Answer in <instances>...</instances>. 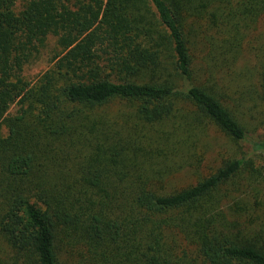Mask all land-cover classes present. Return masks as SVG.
<instances>
[{"label": "trees", "instance_id": "trees-1", "mask_svg": "<svg viewBox=\"0 0 264 264\" xmlns=\"http://www.w3.org/2000/svg\"><path fill=\"white\" fill-rule=\"evenodd\" d=\"M245 51L264 101V0H0V264H264V172L204 168Z\"/></svg>", "mask_w": 264, "mask_h": 264}, {"label": "rangeland", "instance_id": "rangeland-1", "mask_svg": "<svg viewBox=\"0 0 264 264\" xmlns=\"http://www.w3.org/2000/svg\"><path fill=\"white\" fill-rule=\"evenodd\" d=\"M53 44L54 40L50 37L47 45L41 50L37 58L23 67L22 76L26 81L35 82L50 67L48 60L53 55ZM196 56L197 62H199L202 58L199 57L198 53H196ZM257 67L258 60L255 55L245 51L241 59L233 67V72H228L223 76L221 81L230 93V97L235 101L231 105L242 116L246 139L237 145L222 133L210 128L208 136L205 138V142L209 147L208 158L204 166L205 169H213L220 158L228 155L249 159L252 161L254 168L260 170V172H264V101L259 97L254 79ZM241 74H245L243 79L239 76ZM16 109V106L10 107L9 113L13 114ZM242 177L244 180L247 179L250 182L249 191H247L249 198L254 193H257L259 196L260 192L258 189L260 185L253 183V176L244 172ZM176 179L174 184L177 189L194 184L196 181L195 177L187 173L178 175ZM244 183L245 181H243ZM70 264L72 263L70 262Z\"/></svg>", "mask_w": 264, "mask_h": 264}]
</instances>
